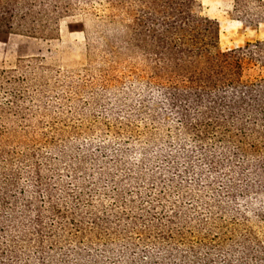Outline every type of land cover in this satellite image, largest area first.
<instances>
[{"label": "trees", "instance_id": "1", "mask_svg": "<svg viewBox=\"0 0 264 264\" xmlns=\"http://www.w3.org/2000/svg\"><path fill=\"white\" fill-rule=\"evenodd\" d=\"M96 4L97 78L0 70V264H264V42L219 52L196 0H0V34Z\"/></svg>", "mask_w": 264, "mask_h": 264}, {"label": "rangeland", "instance_id": "2", "mask_svg": "<svg viewBox=\"0 0 264 264\" xmlns=\"http://www.w3.org/2000/svg\"><path fill=\"white\" fill-rule=\"evenodd\" d=\"M196 4L198 14L217 25L219 52L251 48L257 42H264V22L236 18L233 0H196ZM94 13L97 16L74 13L59 20L57 32L47 39L0 34V70L13 68L19 60L39 59L43 65L64 74L89 71L90 76L97 78L95 69L100 63L97 56L95 62L91 61L94 56L90 52L102 27L100 18L107 10L103 4H96ZM95 46L100 48L98 44ZM242 72L245 80L264 79V67L247 60L242 61ZM94 115L100 118V110Z\"/></svg>", "mask_w": 264, "mask_h": 264}]
</instances>
